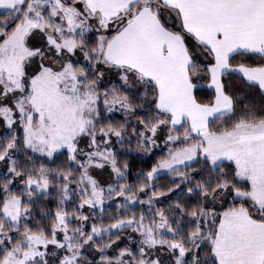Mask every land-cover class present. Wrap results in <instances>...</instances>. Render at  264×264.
<instances>
[{"label": "snow or ice", "instance_id": "obj_1", "mask_svg": "<svg viewBox=\"0 0 264 264\" xmlns=\"http://www.w3.org/2000/svg\"><path fill=\"white\" fill-rule=\"evenodd\" d=\"M0 264H264V0H0Z\"/></svg>", "mask_w": 264, "mask_h": 264}]
</instances>
